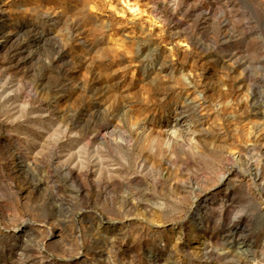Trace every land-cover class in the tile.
Here are the masks:
<instances>
[{
  "label": "rangeland",
  "instance_id": "374dc122",
  "mask_svg": "<svg viewBox=\"0 0 264 264\" xmlns=\"http://www.w3.org/2000/svg\"><path fill=\"white\" fill-rule=\"evenodd\" d=\"M260 32L264 0H0V264H264Z\"/></svg>",
  "mask_w": 264,
  "mask_h": 264
},
{
  "label": "bare ground",
  "instance_id": "6f19581e",
  "mask_svg": "<svg viewBox=\"0 0 264 264\" xmlns=\"http://www.w3.org/2000/svg\"><path fill=\"white\" fill-rule=\"evenodd\" d=\"M185 1V0H184ZM218 3V2H217ZM181 4H182V2H181ZM209 5H211L212 7H210L207 11H205V15H207V14H210V13H212V11H213V8H214V6H215V4L213 3V2H211ZM228 6H229V4H224L223 6H222V10L223 11H225V12H223L222 13V15H220V18H219V20L217 21L218 22V28H224V29H226L228 26H229V24H230V19L231 18H229V16L226 14V12H227V8H228ZM209 7V6H208ZM218 8V7H217ZM216 10V9H215ZM207 12V13H206ZM191 14V13H190ZM221 14V13H220ZM210 16V15H209ZM226 27V28H225ZM233 33V32H232ZM245 34V33H244ZM260 34V38L261 39H263V41H264V33L263 32H260L259 33ZM235 35V34H234ZM234 35H228V39L226 40V42L227 43H231L232 44V39H234V38H237V35L236 36H234ZM240 36V35H239ZM239 38H241V37H239ZM242 39V38H241ZM239 40V39H238ZM234 45V44H233ZM242 51V50H241ZM239 52V51H238ZM238 52H237V50H236V48H234V49H232V51H231V53H230V59L229 60H232L233 62H234V64H236V66H237V68H241V67H243V66H245V63H244V59L243 58H237V55H238ZM239 57V56H238ZM246 69H247V67H246ZM245 69V70H246ZM233 70V69H232ZM236 70V69H235ZM253 99L255 100L256 99V95L254 94L253 95ZM258 99H260V98H258ZM264 99V98H263ZM263 102V101H262ZM256 105H257V103H255L254 102V104H253V106H255L256 107ZM256 110H257V108H255ZM260 111V110H259ZM181 113L182 114H184L185 112L183 111V110H181ZM186 115V114H185ZM29 223V222H28ZM31 224V223H30ZM22 228V229H21ZM20 229H17V231H21V232H23V231H25V228H23V227H21ZM51 234H52V232H51Z\"/></svg>",
  "mask_w": 264,
  "mask_h": 264
}]
</instances>
